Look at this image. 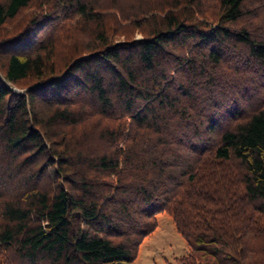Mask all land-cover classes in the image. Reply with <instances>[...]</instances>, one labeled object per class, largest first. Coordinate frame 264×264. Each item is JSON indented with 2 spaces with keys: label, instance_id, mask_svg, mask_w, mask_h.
Listing matches in <instances>:
<instances>
[{
  "label": "trees",
  "instance_id": "trees-1",
  "mask_svg": "<svg viewBox=\"0 0 264 264\" xmlns=\"http://www.w3.org/2000/svg\"><path fill=\"white\" fill-rule=\"evenodd\" d=\"M160 213L264 264V0H0V264H134Z\"/></svg>",
  "mask_w": 264,
  "mask_h": 264
},
{
  "label": "rangeland",
  "instance_id": "rangeland-1",
  "mask_svg": "<svg viewBox=\"0 0 264 264\" xmlns=\"http://www.w3.org/2000/svg\"><path fill=\"white\" fill-rule=\"evenodd\" d=\"M157 223L156 230L141 244L134 264H176V259L188 253L187 243L166 213L157 215Z\"/></svg>",
  "mask_w": 264,
  "mask_h": 264
}]
</instances>
